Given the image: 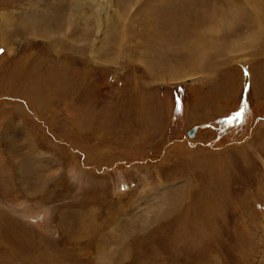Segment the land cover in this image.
<instances>
[{"label":"rangeland","instance_id":"rangeland-1","mask_svg":"<svg viewBox=\"0 0 264 264\" xmlns=\"http://www.w3.org/2000/svg\"><path fill=\"white\" fill-rule=\"evenodd\" d=\"M0 49V264H264V0H0Z\"/></svg>","mask_w":264,"mask_h":264},{"label":"bare ground","instance_id":"bare-ground-1","mask_svg":"<svg viewBox=\"0 0 264 264\" xmlns=\"http://www.w3.org/2000/svg\"><path fill=\"white\" fill-rule=\"evenodd\" d=\"M39 17H36V20H39ZM223 20H221L220 18L215 19L214 23H210V25L206 26L205 29H202V31H200V35H202V39H200V41L203 40V36H207L208 33H210L211 31H213L214 27L218 26ZM218 29V28H217ZM207 38H209V36H207ZM175 78V77H174ZM178 79V78H177ZM181 79V78H180Z\"/></svg>","mask_w":264,"mask_h":264},{"label":"snow or ice","instance_id":"snow-or-ice-1","mask_svg":"<svg viewBox=\"0 0 264 264\" xmlns=\"http://www.w3.org/2000/svg\"><path fill=\"white\" fill-rule=\"evenodd\" d=\"M0 51H2V49H0ZM246 74H247V73H246ZM242 111H243V109H241L240 111L234 113L232 118H234V119H238V118L241 116Z\"/></svg>","mask_w":264,"mask_h":264},{"label":"water","instance_id":"water-1","mask_svg":"<svg viewBox=\"0 0 264 264\" xmlns=\"http://www.w3.org/2000/svg\"><path fill=\"white\" fill-rule=\"evenodd\" d=\"M197 126L194 125L192 128L188 130V135L191 137L194 135V132L196 131Z\"/></svg>","mask_w":264,"mask_h":264}]
</instances>
